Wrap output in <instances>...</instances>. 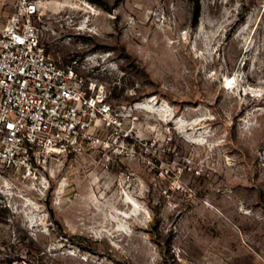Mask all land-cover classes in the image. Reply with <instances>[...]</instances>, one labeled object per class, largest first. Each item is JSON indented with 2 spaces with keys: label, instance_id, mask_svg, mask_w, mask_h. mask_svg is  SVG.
<instances>
[{
  "label": "rangeland",
  "instance_id": "obj_1",
  "mask_svg": "<svg viewBox=\"0 0 264 264\" xmlns=\"http://www.w3.org/2000/svg\"><path fill=\"white\" fill-rule=\"evenodd\" d=\"M38 1L121 127L0 169V264H264V0Z\"/></svg>",
  "mask_w": 264,
  "mask_h": 264
},
{
  "label": "built area",
  "instance_id": "obj_2",
  "mask_svg": "<svg viewBox=\"0 0 264 264\" xmlns=\"http://www.w3.org/2000/svg\"><path fill=\"white\" fill-rule=\"evenodd\" d=\"M0 169L38 177L49 161L104 147L121 115L106 87L82 74L74 59L60 65L42 42L40 1L14 0L1 13Z\"/></svg>",
  "mask_w": 264,
  "mask_h": 264
}]
</instances>
